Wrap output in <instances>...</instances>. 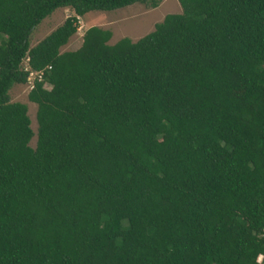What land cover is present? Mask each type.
<instances>
[{
	"label": "trees",
	"instance_id": "trees-1",
	"mask_svg": "<svg viewBox=\"0 0 264 264\" xmlns=\"http://www.w3.org/2000/svg\"><path fill=\"white\" fill-rule=\"evenodd\" d=\"M137 2L0 0V264H264V0H179L137 41L91 26L61 51ZM32 70L37 132L10 94Z\"/></svg>",
	"mask_w": 264,
	"mask_h": 264
},
{
	"label": "rangeland",
	"instance_id": "rangeland-1",
	"mask_svg": "<svg viewBox=\"0 0 264 264\" xmlns=\"http://www.w3.org/2000/svg\"><path fill=\"white\" fill-rule=\"evenodd\" d=\"M157 7H153L149 0L147 3H134L116 10L102 11L93 10L84 16L79 17L78 32L71 37L67 45L61 48V51L76 50L83 42V34L91 26H100L105 29H110L113 36L110 43H116L123 37H130L133 41L148 34L155 28V24L162 21L169 13H180L182 11L179 0H158ZM71 8L60 7L56 9L50 16L45 18L33 31L30 44L36 45L58 26H60L67 17L74 15ZM23 67H28V60L25 59ZM47 88H51L46 84ZM29 81L26 84H15L10 91L12 101L24 102L28 105L29 115L32 120V128L37 132V103L30 101ZM37 136L35 135L31 141V145H36Z\"/></svg>",
	"mask_w": 264,
	"mask_h": 264
},
{
	"label": "built area",
	"instance_id": "built-area-1",
	"mask_svg": "<svg viewBox=\"0 0 264 264\" xmlns=\"http://www.w3.org/2000/svg\"><path fill=\"white\" fill-rule=\"evenodd\" d=\"M25 68V67H24ZM26 70H30V66L28 65V67L25 68ZM43 76H44V72L43 71H31L30 74H29V78H28V81H29V86L30 88L32 89L34 87V84H35V79H39V80H42L43 79ZM262 260H263V255L261 254L259 257H258V262L260 264H263L262 263Z\"/></svg>",
	"mask_w": 264,
	"mask_h": 264
}]
</instances>
